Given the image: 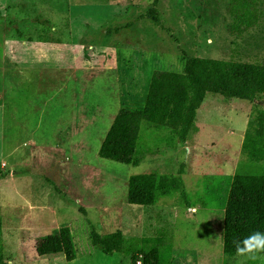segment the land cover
I'll return each instance as SVG.
<instances>
[{
  "label": "rangeland",
  "instance_id": "374dc122",
  "mask_svg": "<svg viewBox=\"0 0 264 264\" xmlns=\"http://www.w3.org/2000/svg\"><path fill=\"white\" fill-rule=\"evenodd\" d=\"M193 57L261 65L257 99L207 94L185 142L143 123L137 166L100 158L152 73ZM12 70L18 85L0 76V264H131L93 246L92 230L162 238L163 264H264L223 253V211L204 199L205 177L264 165V0H0V73ZM148 173L180 177L185 194L128 204L129 177ZM65 226L70 262L44 244Z\"/></svg>",
  "mask_w": 264,
  "mask_h": 264
},
{
  "label": "trees",
  "instance_id": "16d2710c",
  "mask_svg": "<svg viewBox=\"0 0 264 264\" xmlns=\"http://www.w3.org/2000/svg\"><path fill=\"white\" fill-rule=\"evenodd\" d=\"M145 14L153 22H158L156 9H149ZM262 74L261 65L198 57L187 59L181 73L154 71L144 106L121 108L117 112L100 145L98 156L137 166L143 123L168 129L179 141L185 142L207 94L254 102ZM205 180V201L223 211L222 251L233 257L236 255L234 241L242 240L255 231L264 232V165L239 161L233 175L223 178L207 176ZM222 181H227L224 189ZM216 188L218 195L214 196ZM179 191H183L180 177L158 173L132 175L128 179L127 203L152 207L160 197H169ZM44 240L50 253L63 256L67 262L75 259L69 227L58 228ZM162 241V238H145L127 243L120 231L106 235L94 230L91 232L93 246H99L106 255L128 254L131 264H163L168 256L161 253Z\"/></svg>",
  "mask_w": 264,
  "mask_h": 264
},
{
  "label": "clouds",
  "instance_id": "9594fccd",
  "mask_svg": "<svg viewBox=\"0 0 264 264\" xmlns=\"http://www.w3.org/2000/svg\"><path fill=\"white\" fill-rule=\"evenodd\" d=\"M236 255L249 261L264 260V232L255 231L234 241Z\"/></svg>",
  "mask_w": 264,
  "mask_h": 264
},
{
  "label": "crops",
  "instance_id": "0c3cea01",
  "mask_svg": "<svg viewBox=\"0 0 264 264\" xmlns=\"http://www.w3.org/2000/svg\"><path fill=\"white\" fill-rule=\"evenodd\" d=\"M52 44H56V43H49L50 46H52ZM57 46H60V47L62 46L61 48H62V50H64V46L63 45H57ZM0 76L5 78V82L11 83L13 86L18 85L19 81H21V80L15 78V76H18V73H15L14 70H12V71H3L2 73H0ZM233 258H237V255L234 256ZM208 262H209V260H207L206 258L203 259V264L208 263Z\"/></svg>",
  "mask_w": 264,
  "mask_h": 264
}]
</instances>
